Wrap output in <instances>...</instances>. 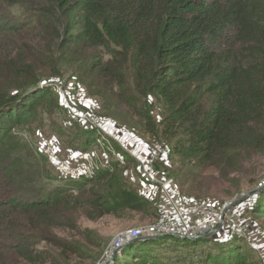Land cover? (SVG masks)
I'll use <instances>...</instances> for the list:
<instances>
[{"label": "trees", "instance_id": "trees-1", "mask_svg": "<svg viewBox=\"0 0 264 264\" xmlns=\"http://www.w3.org/2000/svg\"><path fill=\"white\" fill-rule=\"evenodd\" d=\"M12 8L23 18L4 24L16 21ZM45 67L69 71L105 114L137 116L183 165L230 167L264 148V0H0V264H56L36 243L62 245L59 232L81 215L158 213L160 201L126 187L116 167L60 178L18 139L46 97L58 104L40 85ZM251 209L264 212V189ZM164 238L180 240L128 242L114 264H157ZM202 239L216 243L210 264H245L240 238Z\"/></svg>", "mask_w": 264, "mask_h": 264}, {"label": "rangeland", "instance_id": "rangeland-1", "mask_svg": "<svg viewBox=\"0 0 264 264\" xmlns=\"http://www.w3.org/2000/svg\"><path fill=\"white\" fill-rule=\"evenodd\" d=\"M11 12L16 15V21L13 19L4 21V24L12 25L23 18L16 8H12ZM39 32H42V30L39 29ZM7 35L11 37L15 34L7 32ZM44 61H46V57ZM63 71H60L61 75H56L60 78L62 90L66 91L69 85L79 88L84 94L83 100L79 102L66 97L63 101L57 96L47 84L53 76L51 77L45 67L40 85L48 86L51 90V96L55 97L54 94L57 96V98L55 97L58 103L56 105L59 108H55L56 105L54 107V102L50 99V96L46 97V106H38L36 116L28 117L24 122L25 124L20 126L21 129L16 128L14 131L18 139L31 148L35 157L41 155L44 140L49 143L54 142L55 152L58 154L59 159L63 160L68 159L67 155L70 151H89L91 158L86 167H82L83 171H80L82 173L78 176L90 174L96 169L114 170L116 167L118 175L126 187L136 190L142 180L136 160L118 146L111 137H101L102 141L99 143L96 141L95 128L93 130L87 122L89 116L91 118L97 116L109 120L106 128L111 132L121 133V126H125L127 132L121 133L120 136L129 140L131 150H136L138 142H150L152 139L158 140L166 147L168 149L167 153L154 163L152 170L159 180H172L171 191L184 200L199 204L225 205L230 200L239 198L242 194L254 190L264 182V148L254 151L250 156L239 157L236 155L238 158L233 157L230 167H224L223 165L220 167L183 165L174 156L169 144L162 141L157 134L143 129L137 116L134 115L124 122L117 117L105 114L102 102L97 97L89 95L85 88L76 81V78L70 75L69 71H66L67 73ZM139 106L146 108L145 104ZM147 106L152 119L158 122L160 119L159 105L148 98ZM85 116H87L86 119ZM82 129L92 130L93 135L87 138ZM76 132H78V135H75ZM36 159H40V157ZM69 164L72 167L73 163L69 162ZM45 165L49 166V163L45 161ZM49 167L54 171V176L57 174L60 178H68L54 167ZM58 177L42 181V184L54 185L58 183ZM94 188H97L100 193L105 191L101 186H94ZM73 194L76 195V193ZM257 195L229 209L240 211L246 222L247 231L245 236L240 237V241H242L240 250L244 255L245 264H264V240L260 238L261 233L264 231V212L255 213L251 209ZM148 200L159 202L160 198L155 197ZM71 221L73 227L62 228L59 232L62 245L56 247L49 241L36 243L37 247L49 251L56 257V264H114L116 263V257L121 256L122 248L126 245L124 244L111 257L110 250L115 237L120 233L150 223L152 217L141 213H131L121 217L107 215L96 220H90L86 215H81L76 221L73 219ZM46 224L49 225L48 220ZM40 227L48 229L44 224ZM161 242L159 245L154 246L152 250L157 264H210L212 252H216L212 250L216 243L208 239H202L201 241L186 240L184 242L164 238ZM65 245L69 247L67 250L63 247ZM70 248L74 250V253L69 251Z\"/></svg>", "mask_w": 264, "mask_h": 264}, {"label": "built area", "instance_id": "built-area-1", "mask_svg": "<svg viewBox=\"0 0 264 264\" xmlns=\"http://www.w3.org/2000/svg\"><path fill=\"white\" fill-rule=\"evenodd\" d=\"M48 86L63 101L65 98H73L76 101L83 100L84 94L79 88L69 85L66 91L62 90L61 81L58 76H53L47 83ZM87 116L84 118L86 119ZM86 121V120H83ZM108 119L103 117H88V124L95 128L97 134L96 141L99 143L101 137H111L118 146L128 152L137 162L142 180L137 186L140 195L146 198H160V204L156 217L148 224L124 233L118 234L111 248L120 249L126 241L139 237H173L180 240H189L192 237L205 236L216 230L209 236L224 239L226 236L243 237L247 231V226L242 214L237 209L222 212L224 205L212 203H195L177 197L170 189L172 180H159L152 170L156 161L160 160L168 151L158 140L152 139L150 142L140 141L136 145V150L130 149L129 140L121 137V133L127 132L125 126H121L120 132L107 130ZM105 125V126H104ZM44 140L41 156L64 176H78L82 167H86L91 154L89 151L76 152L70 151L68 159H59L55 152L54 142L49 143ZM52 146V147H49ZM72 162L73 165L69 164ZM82 175V174H81ZM80 175V176H81ZM85 175V174H83ZM205 238V237H204ZM260 238L264 240V231Z\"/></svg>", "mask_w": 264, "mask_h": 264}, {"label": "water", "instance_id": "water-1", "mask_svg": "<svg viewBox=\"0 0 264 264\" xmlns=\"http://www.w3.org/2000/svg\"><path fill=\"white\" fill-rule=\"evenodd\" d=\"M263 189H264V182H262V184L260 186H258L257 188H255L254 190H251V191H249V192H247L245 194H242L239 198H235V199L230 200L228 203H226L223 206L222 212L225 213L226 211H228L229 209L233 208L234 206H236V205L246 201L250 197L258 194ZM215 232H216V230L211 232V233H209V234H206L205 236L189 238V240H198V239H201V238H204V237H209V236L213 235ZM149 238L151 239V238H157V237H148V238L139 237V238H136V239H132L130 241H135V240H140V239H149ZM117 250H119V249L111 248L110 256L112 257L116 253Z\"/></svg>", "mask_w": 264, "mask_h": 264}]
</instances>
